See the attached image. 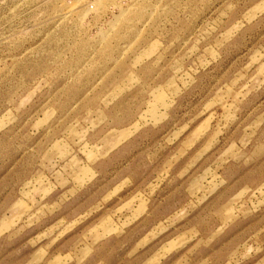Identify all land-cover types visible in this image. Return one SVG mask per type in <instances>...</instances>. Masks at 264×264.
<instances>
[{"label": "clouds", "instance_id": "clouds-1", "mask_svg": "<svg viewBox=\"0 0 264 264\" xmlns=\"http://www.w3.org/2000/svg\"><path fill=\"white\" fill-rule=\"evenodd\" d=\"M192 3L202 5L195 16L188 11ZM146 22L153 28L150 43L154 41V45L147 54L130 53L121 60L111 47L113 42L119 40L121 50L135 48L136 35ZM181 24L186 27H178ZM206 41L219 42V46L205 71L213 64L227 68L245 53H264V0H0V107L6 105L11 113L8 122L0 119V169L7 171L25 156L42 129L51 132L59 108L45 104L41 97L64 80L90 89L97 81L103 83L104 73L117 65L109 73L116 77L115 85L83 107L77 104L78 111L70 108L64 119H72L58 140L69 156L73 145H87L96 156L90 162L91 180L72 191L73 205L86 189L93 191L90 185L102 182L105 171L112 176L108 190L127 181L126 191H136L140 188L137 177L123 172L126 161L106 169L95 165L110 160L133 142L139 147L133 148L130 156L179 132L162 149V155L167 156L191 135L195 124L185 127L181 123L185 105L178 106V102L199 76V70L184 75L192 54L189 46ZM77 47L83 49V55L74 63L70 57ZM99 47L112 53L105 61L96 56ZM177 47L179 51L170 57ZM56 50L59 54L53 57ZM257 63H264V57ZM85 64L87 72L82 67ZM45 65L56 66L63 73L59 81L49 78ZM161 91L163 99H158ZM261 105L264 80L232 104L226 120L210 123L192 148L175 161L169 176L177 173L172 179L182 192L175 205L153 214L152 201L167 177L156 188H141L146 203L133 223L148 222L115 257L102 255L104 240L122 239L126 229L98 239L86 231L96 216L47 245L30 241L48 225L28 224L21 217L8 227L0 221V264H177L181 260L184 264H264ZM23 127L29 131L17 141ZM158 163L162 161L149 159L146 167L155 168ZM74 176L75 172L67 169L63 174L55 169L52 173L53 180H64L65 188L71 187ZM27 180L26 176L22 183ZM7 196L0 192V197L7 200ZM124 196L125 190L116 193L105 207ZM8 204L14 201L8 200ZM176 214L178 218L169 222ZM157 225L163 230L146 239ZM181 236L183 243L161 254L169 240ZM73 237H77L74 243L64 247Z\"/></svg>", "mask_w": 264, "mask_h": 264}, {"label": "rangeland", "instance_id": "rangeland-1", "mask_svg": "<svg viewBox=\"0 0 264 264\" xmlns=\"http://www.w3.org/2000/svg\"><path fill=\"white\" fill-rule=\"evenodd\" d=\"M201 8L202 5L192 3L188 11L195 16L199 14ZM178 27L184 28L186 24L178 25ZM152 31L153 28L146 22L144 26L139 28L136 35L138 44L135 48L130 47L121 50L119 40L114 41L111 47L116 49V53L121 57V60L129 56L130 53L139 54L143 52L147 54L155 43L154 41L150 43ZM218 46L219 42L214 45L213 41L194 43L189 46L192 48V54L186 62L187 72L184 75L199 70V76H197V84L190 88L185 96L181 98V101L178 102V106L180 103L185 105L181 123L185 127L195 124L191 135L183 143L167 156L162 155V149L170 144L176 135H179V132H174L165 137L163 141L152 144L145 151L130 156L132 149L139 147L138 143L133 142L126 145L120 152L115 153L110 160L95 165L98 169H106L110 165L126 161L123 172L134 174L140 184V188H137L134 192L126 191L127 181L116 184L108 190L112 176L105 171L102 182H95L90 185L93 191L89 192L86 189L81 194L82 198L79 203L73 205L70 199L72 191L78 189L79 185L91 180L92 168L90 162L96 156L87 145H73L69 156L65 151V146L58 140L68 120L72 119V116L64 119L70 108L77 109V104L83 107L89 101L97 99L106 88L115 85L116 77L109 75V73L115 70L117 65H113L104 73L103 83L97 81L96 85L90 89L79 88L70 80H64L57 84L55 90L41 97L45 104L56 105L59 108V115L51 125V132L48 129H42L39 139L36 140L32 149L25 156L21 157L7 171L0 169V192L8 194L7 200L0 197V221L3 222L4 226L8 227L16 223L21 217L28 224L34 222H39V225L47 224L48 226L30 241L31 244L45 241L47 245L59 240L65 234L73 232L84 220L96 216V219L86 231L94 234L98 239L107 237L109 233L126 229V235L122 239L118 240L116 237H111V239L104 240L102 255L105 258L115 257L118 250L124 244L133 240L141 232L144 224L148 222L145 219L143 222L133 223L137 221V218L143 212L146 203L141 188L145 185L156 188L160 181L165 180L167 177L164 187L160 189L157 197L152 201L153 214H160L165 207L175 205L182 198V192L179 186L174 185L172 179L177 173L173 172L172 177H170L169 169L173 168L177 159L192 148L198 138L208 129L210 123L219 124L221 121L226 120L232 104L250 88L257 86L258 81L264 80V63H257L262 60L264 53L259 52L254 55L252 53L242 54L229 63L227 68L213 64L211 68L205 71L204 66L214 57L215 47ZM176 51H179L178 47L170 52L169 56L174 55ZM57 54H59V50L53 52V57ZM111 54L110 50L105 51L103 47H99L96 52L97 58L101 61H105ZM180 54L183 55V53ZM82 55L83 49L77 47L73 50L70 58L72 62L79 63ZM45 67L49 78L54 83L59 81L63 73L56 66L48 67L45 65ZM82 67L87 72V64L82 65ZM163 95V91H161L158 99H163ZM192 101H195V103ZM261 107L264 108V105H261ZM74 115H76V112H73ZM10 117L11 113L8 107L6 105L0 107V119L6 123ZM27 123L26 121L25 124ZM28 131V127H23L16 137L17 141L24 138ZM180 131H183V129L181 128ZM153 158L162 161V163H158L155 168L146 167L147 160ZM53 169L59 174H63L65 169L75 172L70 188H65L63 179L53 180ZM26 176L28 180L22 183ZM122 190H125V196L121 197L111 207H105L106 203ZM8 200H13L14 204L10 206ZM57 209L60 211H56ZM82 209L84 210L82 211ZM178 215L170 217L169 222L177 219ZM49 221L51 223H48ZM129 225L132 226L127 227ZM162 230L157 225L147 234L146 239H151ZM83 234L81 233V235ZM76 239L77 237H73L65 243L64 247L72 245ZM183 242V236L169 240L161 249V254ZM43 250L41 249L42 252ZM59 259L60 257H57L58 261ZM153 264H155V261H153ZM177 264H184V262L181 260Z\"/></svg>", "mask_w": 264, "mask_h": 264}]
</instances>
